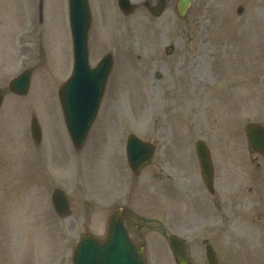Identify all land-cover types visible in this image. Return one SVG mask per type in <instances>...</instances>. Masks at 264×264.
<instances>
[{
    "label": "rangeland",
    "instance_id": "374dc122",
    "mask_svg": "<svg viewBox=\"0 0 264 264\" xmlns=\"http://www.w3.org/2000/svg\"><path fill=\"white\" fill-rule=\"evenodd\" d=\"M89 1L90 64L111 53L113 68L77 151L55 94L72 63L66 0H0V264H71L79 235L104 237L108 215L124 205L143 216L133 221L149 264H175L171 234L185 239L194 264H204L206 244L229 264H264V217L254 214L255 184L264 202V158L249 148L244 131L247 123L264 125V41L251 54V41L220 21L227 14L221 5L206 7L205 0H194L181 19L175 0L159 17L143 0H132L137 8L129 15L116 0ZM25 68L28 93L11 94L9 80ZM32 115L43 128L39 144L29 133ZM129 133L155 144L138 176L125 160ZM198 139L210 149L212 194L199 179ZM55 187L70 199L67 217L50 204Z\"/></svg>",
    "mask_w": 264,
    "mask_h": 264
},
{
    "label": "water",
    "instance_id": "95a60500",
    "mask_svg": "<svg viewBox=\"0 0 264 264\" xmlns=\"http://www.w3.org/2000/svg\"><path fill=\"white\" fill-rule=\"evenodd\" d=\"M119 7L129 12L132 5L129 0H118ZM190 2L178 0L176 7L180 16L184 15ZM164 6L161 0L153 11L159 14ZM69 23L73 41L74 66L69 81L59 91L61 104L71 140L75 146L84 141L101 100L107 75L111 68V58L105 56L93 69L88 67L87 35L90 24V14L87 0H69ZM170 50V49H168ZM29 83V73L23 72L14 78L9 86L16 93L26 91ZM2 96L0 95V104ZM32 135L39 138V127L35 121L31 124ZM249 144L264 152V129L261 126L248 124L246 126ZM203 181L207 188L212 185V167L208 150L202 141L195 144ZM127 160L129 166L138 171L149 161L152 147L137 137L130 135L127 139ZM52 202L59 213L67 212L66 199L59 189L52 192ZM171 251L179 264H188L183 242L171 236L169 238ZM208 264H217L211 248H206ZM72 264H145L142 248L134 245L127 238L120 219L110 217L107 236L100 241L97 238L83 234L73 252Z\"/></svg>",
    "mask_w": 264,
    "mask_h": 264
},
{
    "label": "flooded vegetation",
    "instance_id": "af4514ba",
    "mask_svg": "<svg viewBox=\"0 0 264 264\" xmlns=\"http://www.w3.org/2000/svg\"><path fill=\"white\" fill-rule=\"evenodd\" d=\"M216 1L218 0H205V4L206 6H211V4ZM221 1L226 7L229 8L227 11V15H230L231 17L233 13H236L237 18L235 19L237 26H242L245 21L247 22V20L255 16L260 17L262 23L264 24V0H221ZM221 264H227L226 260H223V263L221 262Z\"/></svg>",
    "mask_w": 264,
    "mask_h": 264
},
{
    "label": "bare ground",
    "instance_id": "6f19581e",
    "mask_svg": "<svg viewBox=\"0 0 264 264\" xmlns=\"http://www.w3.org/2000/svg\"><path fill=\"white\" fill-rule=\"evenodd\" d=\"M209 101L213 103H218V101L213 97V95L210 96Z\"/></svg>",
    "mask_w": 264,
    "mask_h": 264
}]
</instances>
